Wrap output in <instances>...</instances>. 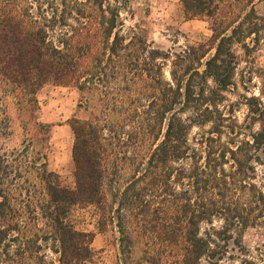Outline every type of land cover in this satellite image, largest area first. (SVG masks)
<instances>
[{"label":"trees","instance_id":"trees-1","mask_svg":"<svg viewBox=\"0 0 264 264\" xmlns=\"http://www.w3.org/2000/svg\"><path fill=\"white\" fill-rule=\"evenodd\" d=\"M134 1L23 0V24L15 11L0 14V87L23 101L30 136L10 148L0 129V264H92L93 234L76 230L69 215L94 207L104 218L107 178L122 264H134L132 235L147 244L145 264L234 261L246 229L264 223L256 183V166L264 167V67L242 70L236 81L241 62L254 64L252 53L264 46V15L254 6L264 0H181L186 17L207 22L211 36L168 50L135 30L123 33ZM253 75L258 95L247 87ZM238 83L244 95L232 102ZM49 84L74 86L87 108L99 99L88 118L69 123L72 188L48 171L43 153L32 154L48 133L33 118L35 95ZM142 88L152 95L144 111ZM118 137L161 139L137 160L120 156L129 141Z\"/></svg>","mask_w":264,"mask_h":264},{"label":"rangeland","instance_id":"rangeland-1","mask_svg":"<svg viewBox=\"0 0 264 264\" xmlns=\"http://www.w3.org/2000/svg\"><path fill=\"white\" fill-rule=\"evenodd\" d=\"M254 6L257 13L264 15L263 1H255ZM131 9L134 17L132 20L125 19L123 33L130 32V29L135 30L147 40L148 44H152L159 49L168 50L177 47L184 49L187 46H197L206 43L211 36L207 22L198 18L189 19L186 17L181 0H135ZM8 10L15 11L17 18L23 24V0H0V14ZM123 17L126 18V14ZM233 51L239 56L243 54L239 46H234ZM252 59L254 61L252 65H245L244 62L239 65L238 75L236 76L237 82H239L242 70L249 72L254 71L255 68L262 69L264 67V46L252 53ZM169 69L170 64L163 65L164 81L170 80ZM255 75L252 76V86L247 84V87L254 95H258L256 87L253 88V85L259 86V79H256ZM240 85L238 83L237 90L228 95L230 101L236 102L241 95H244ZM111 87L114 88V85ZM119 87L122 86L119 84ZM150 91V89L145 88L140 90L137 97V106L140 111H144L148 106L152 96ZM247 96H250V94H247ZM35 98L37 109L33 113V118L37 122L47 125L48 133L42 147L37 145L31 147L32 154L43 153L48 171L57 174L63 186L72 188L74 186L71 160L73 136L69 123L73 118H88L93 107L99 103V99L96 97L89 99L90 107L87 108L85 107L84 98L77 88L52 84L40 89ZM80 102L82 103L81 108L78 107ZM21 108H23V101H19L15 94L10 91V88L1 86L0 129H2V137H7L3 142L10 148L20 146L22 141L25 145L30 139V136L24 133V126L22 129V123L24 124L29 117L20 115L19 109ZM245 112V107L240 105L239 112L236 113L239 120H242ZM196 131L194 129L193 133ZM118 138L123 139L125 142L129 141V147L122 148L120 156L124 155L127 159L134 156L137 160L147 158L158 143L156 140L161 139V137ZM135 142L137 143L136 148L134 147ZM129 173H132L131 168H126L125 175ZM124 182L121 183V187ZM105 183L103 207L106 211L104 218L101 219L98 216L94 207H74L70 212L69 221L76 230L93 234L91 249L94 253V259L92 264H122L121 236L115 221L116 205L115 196L113 195H116V193L111 192L108 178ZM256 183L264 191V167L256 166ZM215 225L219 227V223ZM146 245L144 240H139L132 235L131 257L134 264H145L143 251L146 249ZM241 245L243 255L236 254L238 258L234 261L224 260L220 264H239L241 260L245 261L244 264H264V223L246 229L241 238Z\"/></svg>","mask_w":264,"mask_h":264}]
</instances>
